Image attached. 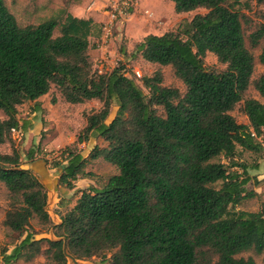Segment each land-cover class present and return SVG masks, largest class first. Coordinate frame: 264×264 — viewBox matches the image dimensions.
I'll return each instance as SVG.
<instances>
[{"label":"trees","instance_id":"16d2710c","mask_svg":"<svg viewBox=\"0 0 264 264\" xmlns=\"http://www.w3.org/2000/svg\"><path fill=\"white\" fill-rule=\"evenodd\" d=\"M77 1L63 0L67 11L61 24L50 19L23 27L0 0V111L7 117L0 119V146L12 132L28 130L30 123L18 119V107L35 102L34 111H40L37 101L54 85L70 104L103 103L87 117L84 135L95 133L108 143L107 149L95 148L91 159L103 157L118 174L102 188L83 191L62 223L53 226L64 241L36 240L28 232L31 221L51 224L47 189L31 170L21 168L16 151L0 152V184L10 201L3 225L23 237L10 253L0 252V264L31 262L41 254L51 264H68L64 244L76 259L102 258L104 264H257L239 255L264 253V202L257 212L235 210L256 196L246 188V164L235 155L237 146L264 151L257 141L264 143V75L253 78L255 59L239 13L227 6L230 0H171L178 14L199 8L207 13L184 21L175 32L148 35L136 44L129 57L172 67L186 86L182 95L163 85L161 70L138 76L141 85L120 67L109 74L94 71L89 52L99 26L68 13ZM263 37L264 25L252 34L253 45ZM120 53L128 56L123 46ZM207 53L226 70L207 69ZM259 61L264 65V47ZM250 88L261 100H244ZM242 101L249 125L238 124L231 114ZM113 102L118 113L108 121ZM33 155L30 150L29 158ZM220 156L233 158L231 171L214 162ZM88 161L69 147L59 185L74 189L79 178L89 175Z\"/></svg>","mask_w":264,"mask_h":264},{"label":"rangeland","instance_id":"374dc122","mask_svg":"<svg viewBox=\"0 0 264 264\" xmlns=\"http://www.w3.org/2000/svg\"><path fill=\"white\" fill-rule=\"evenodd\" d=\"M4 2L9 11L16 17L18 23L23 27L38 25L50 19H56L61 24L65 16L63 10L67 11V8L64 7L63 0H4ZM150 3L154 7H148L147 9L145 7L142 13H137L134 19L144 18L150 21L147 24V31L149 32L150 29L151 32L152 29V32L154 31L159 34L175 32L184 21H191L196 15H204L207 13L206 9L199 8L193 12L178 14L171 0H161L160 3L152 0ZM227 6L240 15L246 46L252 52L255 59L253 78L257 79L264 75V65L259 61V56L264 47V37L258 42V45L254 46L251 36L264 25V4L258 3L256 0H230ZM145 10L150 11V13H146ZM135 11L133 10L122 21H126ZM151 22H156V24H151ZM98 30L100 37L101 27H98ZM119 33L120 31L117 27L112 41L115 40V37ZM59 34L60 28L58 27L55 31V36ZM122 41L118 43V46L121 45ZM204 63L209 70L217 72L226 70V65L220 63L212 53H207L204 58ZM92 64L94 71L98 73L102 69L103 74L111 73L116 67L123 68L122 71L125 72L126 76L136 79L139 85H141V82H138V76L143 78L151 77L155 72L161 70L164 86L176 88L182 95L187 91L186 86L176 78L172 67H159L158 65L148 63L140 55H134L132 58L129 56L112 57L108 62L99 61L92 62ZM145 93L148 97L149 93L147 90H145ZM249 98L261 100L254 88H250L246 92L244 100ZM39 102L44 109L36 113L34 112V103L29 102L18 107V119L21 123L24 120L30 123L28 130L25 133H22L21 130L12 132L8 141L0 146V152L2 154H12L13 151H16L20 157L21 168L31 170L49 192H55L57 194L59 200L53 210L54 214L61 219L62 216L75 206L81 191L91 188H102L111 176L118 174V170L103 157L91 159V154L95 148L107 149L108 143L95 133L88 135V137L84 135L87 127V117L103 108V103L100 100H91L81 104H70L65 101L59 89L53 85L49 94L42 97ZM243 104L244 101L238 104L231 114L235 117L238 124L249 125V120L243 112ZM158 111L160 115L165 116L162 108H158ZM117 113L118 106L113 102L108 121H111ZM6 118L4 113L0 111V119L5 120ZM80 136L84 137L86 141L80 143ZM257 141L264 146L263 140L259 139ZM69 147L75 152L81 153L89 160L86 167V173L89 175L79 178L75 182V187L72 190L59 185L62 168L64 167L63 160H65V151ZM30 150L34 151L33 158L31 159L29 158ZM260 154L246 151L237 146L235 160L250 166L260 163L261 167V164H263V172L260 170L259 175H256V177L263 176L264 151ZM232 159L220 156L214 162L225 164L228 170L231 171ZM60 162L63 163V166L60 168L56 167ZM232 170L241 171V169ZM256 172L251 171L253 174H256ZM220 186L221 183L216 185L217 188ZM246 188L249 190L262 189V193L258 197L254 196L253 198L246 199L235 210L244 212L259 211L262 202H264V182L260 185L250 184ZM8 196L6 187L0 184V252L8 250V253H10L23 237L17 233H13L3 225L10 204ZM54 224V219L47 226L41 225L37 219H34L31 221L28 232L34 234L36 240L50 238L49 233L52 230L55 233ZM46 246L45 244L43 248L45 249ZM113 252H109L107 257L109 258ZM239 257L246 259L251 257L257 264H264V253L256 254L249 251L239 255ZM88 261L92 264H104L102 258ZM13 264H51V262L47 260L44 254H41L36 256L31 263L25 260H19Z\"/></svg>","mask_w":264,"mask_h":264},{"label":"crops","instance_id":"0c3cea01","mask_svg":"<svg viewBox=\"0 0 264 264\" xmlns=\"http://www.w3.org/2000/svg\"><path fill=\"white\" fill-rule=\"evenodd\" d=\"M155 1H158L160 3L161 0H155ZM150 2H152V0H137V6L135 8L136 11L134 12V14H132L126 21L124 22L122 21L118 24V30L120 31V33L117 35V37H115V40L117 42L116 44L114 40V41H111L109 46L106 47L105 49H99L96 44L98 41L99 35H95L94 37L91 38L93 47L90 49L89 54H90V58L92 62L94 63L99 62V61L108 62L110 61L112 57H120V56L126 57L120 53V48L122 46L124 47V50L127 52L129 56L131 53H133L136 44L142 42L146 36L163 35V34H159L154 31L152 32V29H151V32H150V29H149V32L147 31V24L150 23V21L144 18L137 19V20L134 19L137 16V13L141 14L142 10L145 9V7L147 9L148 7L153 6ZM106 5H107V0H78L77 2L73 3L68 8V13L72 14L74 17H77V18L92 19L96 23L97 26L101 27L102 24L106 20V15H105ZM145 12L150 13V11L148 10H145ZM156 22H151V24H156ZM120 41H122V43L121 45L118 46V43ZM39 100L37 102L41 106V103L39 102ZM30 103H34V106L36 104L35 102H30ZM42 109H44L43 106H41L40 111H42ZM25 132L26 131L22 133H25ZM246 169L248 172L247 177L250 178L248 185L250 184L260 185L262 182H264V173H263V176L256 177V175H259L260 170L263 172V164H261V167H260V163L253 164L251 166L246 164ZM251 171H257V172L256 174H253L251 173ZM241 172L243 171L241 170L239 173ZM244 177L246 178V176ZM83 191L79 193L77 200L80 198ZM252 191L256 193L257 197L258 195L260 196L262 193V189H259V190L253 189Z\"/></svg>","mask_w":264,"mask_h":264},{"label":"built area","instance_id":"2783aa9c","mask_svg":"<svg viewBox=\"0 0 264 264\" xmlns=\"http://www.w3.org/2000/svg\"><path fill=\"white\" fill-rule=\"evenodd\" d=\"M136 6L137 0H107V5L105 7L106 20L101 26V35L97 43L99 49H105L109 46L114 38V32L118 24L135 10ZM98 73L102 75V69H100ZM252 136L257 138L254 132Z\"/></svg>","mask_w":264,"mask_h":264},{"label":"water","instance_id":"95a60500","mask_svg":"<svg viewBox=\"0 0 264 264\" xmlns=\"http://www.w3.org/2000/svg\"><path fill=\"white\" fill-rule=\"evenodd\" d=\"M47 192H48L47 193L48 194V200H47V205H46L45 211L48 213V215L50 216L51 220L54 219V221H55L54 226H58V225H60L62 223V220L57 215L54 214L53 208H54L55 205L58 204V200L59 199H58L57 194L55 192H49L48 190H47ZM49 236H50V238H44V239H48V240L55 241V242L56 241H60V240L64 241V239L57 238L55 236L53 230L49 233ZM63 251H64V255H65L66 259H67V263L68 264H92L89 261L78 260L74 256H72L68 252L66 244H64Z\"/></svg>","mask_w":264,"mask_h":264}]
</instances>
